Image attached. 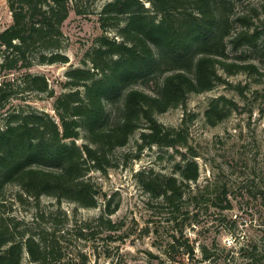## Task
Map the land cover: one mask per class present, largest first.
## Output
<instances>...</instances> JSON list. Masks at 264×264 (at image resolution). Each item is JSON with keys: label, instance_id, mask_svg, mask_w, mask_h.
I'll return each instance as SVG.
<instances>
[{"label": "trees", "instance_id": "16d2710c", "mask_svg": "<svg viewBox=\"0 0 264 264\" xmlns=\"http://www.w3.org/2000/svg\"><path fill=\"white\" fill-rule=\"evenodd\" d=\"M94 1L7 0L11 23L0 31V109L12 100L21 103L5 112L0 127V264H22L24 254L33 264L61 259L54 230L24 224L11 214V186L18 190L14 201L32 199L36 209L42 197L84 209L102 202L96 221L113 240L120 226L110 217L118 202L107 199L89 174H104L125 163L128 156L117 158L115 153L135 133L138 153L157 146L171 148L180 157L173 173L143 171L137 181L168 211L167 222L174 226L165 255L172 259L170 253L181 250L192 258L184 220L189 205L204 201L207 187L190 190L189 183L199 176L194 160L198 156L182 129L166 128L156 115L184 108L190 94L224 82L220 71L228 76L245 70L264 76L255 64L228 60L227 44L255 48L260 35L249 34L247 18L233 16L239 0H108L98 12L102 34L86 52L83 67L65 73V90L54 96L46 78L29 70L68 63L61 52V26L71 10L77 16L89 14L85 8ZM235 23L246 30L235 33ZM108 31L118 40L107 36ZM32 93L53 98L55 117L27 104ZM260 97L264 101V89ZM218 101L237 108L223 97ZM204 114L211 126L226 115L215 108ZM79 139L81 144L76 143ZM211 199L215 206L226 202L221 210L230 208L224 186ZM83 235L80 229L79 237ZM201 252L204 261L210 259L207 247ZM247 259L246 264H264V256L257 260L252 253Z\"/></svg>", "mask_w": 264, "mask_h": 264}, {"label": "rangeland", "instance_id": "374dc122", "mask_svg": "<svg viewBox=\"0 0 264 264\" xmlns=\"http://www.w3.org/2000/svg\"><path fill=\"white\" fill-rule=\"evenodd\" d=\"M106 1L87 4L85 9L89 14L77 16L72 10L69 12L61 26L64 38L61 52L68 63L34 65L29 70L46 78L54 96L65 90V73L70 68L83 67L86 52L102 34L98 12ZM232 12L233 16L247 18L249 34L256 31L260 35L255 48L245 44L234 48L227 44L229 62L255 64L259 73H264V0H239ZM10 23L7 0H0V31ZM242 25L234 24L235 33L246 30ZM106 35L118 40L114 31ZM220 73L224 82L210 91L190 94L184 108L156 115L157 121L166 128L182 129L188 145L198 156L194 160L199 176L196 183H189L190 190L207 187L204 201L189 205V215L184 220L183 234L193 247V257L182 254L181 250L172 251V259L165 255L166 242L174 226L167 222L168 211L151 200L137 181V174L143 171L173 173L180 157L171 148L157 146L138 153L134 145L138 133H135L127 146L115 153L117 158L128 156L125 163L104 174L97 171L89 174L107 199L118 202L117 211L110 217L120 226L113 240L106 238L108 232L96 221L102 202L97 208L84 209L65 201L57 205L55 200L42 197L36 209L32 199L22 203L14 201L18 190L13 186L8 188L11 214L24 224L54 230L60 239L59 263L47 260L46 264H246L247 256L252 253L257 260L264 256V101L260 97L264 76L247 70L230 76ZM220 97L236 103L237 108L218 101ZM26 102L55 117L53 98L46 94L32 93ZM19 103L20 100H12L0 109V127L5 112ZM209 108L226 114L214 126L204 114ZM180 151L184 150L180 148ZM221 186L225 187L230 203L226 210L220 209L226 202L215 206L211 199ZM84 224L88 225L87 229ZM80 229L84 232L82 237H79ZM202 246L211 255L207 261L202 256ZM22 264L33 263L24 254Z\"/></svg>", "mask_w": 264, "mask_h": 264}]
</instances>
